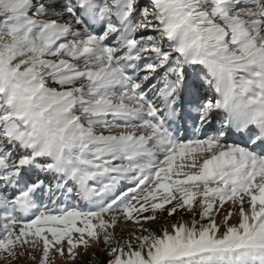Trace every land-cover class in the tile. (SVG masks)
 Here are the masks:
<instances>
[{"label":"snow or ice","instance_id":"1","mask_svg":"<svg viewBox=\"0 0 264 264\" xmlns=\"http://www.w3.org/2000/svg\"><path fill=\"white\" fill-rule=\"evenodd\" d=\"M37 251L264 264V0H0V258Z\"/></svg>","mask_w":264,"mask_h":264},{"label":"rangeland","instance_id":"2","mask_svg":"<svg viewBox=\"0 0 264 264\" xmlns=\"http://www.w3.org/2000/svg\"><path fill=\"white\" fill-rule=\"evenodd\" d=\"M178 216H179V213L177 214ZM185 218L187 219L188 218V216L187 215H185ZM235 219V218H234ZM119 232H120V228L118 227L117 228V233L119 234ZM35 254V256H36V259L35 260H32L29 256H28V254L26 253L24 256H21V257H19L18 259H15V260H12L11 262H10V264H39V257H40V253L37 251V252H35L34 253ZM86 258L87 257H81V259H80V261H78V262H84L85 260H86ZM0 264H9V262L8 261H5L3 258H0ZM56 264H63V261H61V260H57L56 261Z\"/></svg>","mask_w":264,"mask_h":264},{"label":"trees","instance_id":"3","mask_svg":"<svg viewBox=\"0 0 264 264\" xmlns=\"http://www.w3.org/2000/svg\"><path fill=\"white\" fill-rule=\"evenodd\" d=\"M91 259V257H87L86 260L82 263V262H78V264H87V261H89ZM100 259L101 261L105 260L106 257L104 256V254L101 252L100 253Z\"/></svg>","mask_w":264,"mask_h":264}]
</instances>
